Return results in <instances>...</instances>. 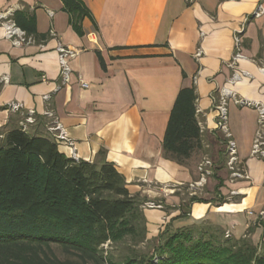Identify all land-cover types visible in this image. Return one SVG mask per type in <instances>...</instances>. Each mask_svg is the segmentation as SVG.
<instances>
[{"label":"crops","instance_id":"0c3cea01","mask_svg":"<svg viewBox=\"0 0 264 264\" xmlns=\"http://www.w3.org/2000/svg\"><path fill=\"white\" fill-rule=\"evenodd\" d=\"M78 1L89 14L81 22V35L61 0H0V13L12 9L20 20L32 18L35 23L34 44L24 47H13L0 26V131L18 127L19 115L6 108L19 103L37 115L31 134L51 138L49 120L43 116L51 109L77 160L112 163L132 196L142 203L158 201L159 208L142 211L151 238L167 225L175 231L206 226L229 232L231 242L248 236L264 241V226L258 223L264 219L255 220L264 208V161L250 155L257 113L228 102V128L250 178L231 183L213 101L232 74L228 63L239 33L246 59L238 62V69L251 78L231 89L239 98L264 104V76L258 71L264 66V16L251 17L264 0H194L189 5L185 0ZM58 44L78 53L69 63L72 73L66 86L60 79ZM198 47L203 56L195 61ZM81 82L88 87L82 88ZM191 87L204 131L200 150L179 165L164 156L162 143L179 91ZM46 95L48 102L43 100ZM58 150L72 158L66 147ZM208 151L215 197L192 204L179 217L176 188L198 178L197 165ZM217 197L222 202L215 203Z\"/></svg>","mask_w":264,"mask_h":264},{"label":"trees","instance_id":"16d2710c","mask_svg":"<svg viewBox=\"0 0 264 264\" xmlns=\"http://www.w3.org/2000/svg\"><path fill=\"white\" fill-rule=\"evenodd\" d=\"M61 1L81 35L88 11L78 0ZM14 19L27 34H35L32 18L20 20L15 13ZM195 103L194 87L181 89L166 127L164 156L179 165L201 148ZM0 135V264H264V255L245 239H225L218 246L203 234L195 237L197 229L175 231L168 225L147 241L156 244L151 256L114 263L103 246L137 236L138 219L146 223L142 201L129 193L124 176L104 159L97 164L67 157L51 138L19 127ZM99 155L104 157L102 151ZM204 202L189 198L179 217ZM52 247L75 260L59 261Z\"/></svg>","mask_w":264,"mask_h":264},{"label":"built area","instance_id":"2783aa9c","mask_svg":"<svg viewBox=\"0 0 264 264\" xmlns=\"http://www.w3.org/2000/svg\"><path fill=\"white\" fill-rule=\"evenodd\" d=\"M189 5L194 2V0H185ZM52 14V13H51ZM264 16V7L259 5L257 10L251 16L252 18H259ZM248 20V19H247ZM0 26L4 30V38L10 42L13 47H24L34 44V37L27 34L16 24L14 20V12L12 9H7L0 13ZM51 37H54L55 34L53 31L50 33ZM236 33L234 40V54L231 61L228 63V67L232 70V74L227 81V83L217 92V95L213 97L214 109L216 111V130H218L225 141V166L229 173V181H245L250 180L248 173L241 166V163L238 158L236 144L232 140L228 128V119H227V106L228 102L231 100L236 106L254 108L257 113V130L252 143L251 157L257 158L264 161V104L254 103L246 99L237 97L233 91L232 87L236 84L242 82L244 79L251 78L250 74L246 71L238 69V62L245 60L246 58L242 55L240 51V37ZM204 35L201 33L200 37ZM58 56V64L60 69V79L61 84L66 86L70 82L71 69L69 63L77 56V52L69 47L58 44L55 49ZM203 56V51L201 47H198L193 55L195 61H199ZM258 71L264 76V66H259ZM43 80L45 78L43 77ZM3 83H7V77L2 78ZM196 82V77L193 79ZM82 88H87V84L80 83ZM50 99L49 95L43 97V100L48 102ZM6 111L17 114L20 117L18 127L23 131L29 132L31 126H33L37 121V115L34 110H25L23 106L19 103H10L7 105ZM199 110L196 109V116L199 114ZM43 116L49 120L47 131L51 134V139L55 141L58 146H64L69 149L72 158H75L73 143L69 139L68 134L61 123L58 121L55 113L51 109H47ZM198 126L200 129V134L204 131L203 124L198 121ZM0 138L2 136L0 135ZM198 178L192 183L187 185V190L189 191L190 196H196L204 186L207 184L208 180L214 175V163L211 158L208 156H203L198 165H197ZM147 209L159 208L158 205L146 204ZM252 215V213H250ZM257 219H264V208L257 214ZM224 238L229 239L230 233L225 232Z\"/></svg>","mask_w":264,"mask_h":264},{"label":"rangeland","instance_id":"374dc122","mask_svg":"<svg viewBox=\"0 0 264 264\" xmlns=\"http://www.w3.org/2000/svg\"><path fill=\"white\" fill-rule=\"evenodd\" d=\"M228 108V106H227ZM30 132V129H29ZM0 134H2V131H0ZM210 151L206 154L209 158H211ZM214 176V175H213ZM217 185V182L213 180V177L210 178L207 182V184L204 186V188L197 193L195 197L202 201H208L210 200V196L215 197L214 187ZM177 189V195L179 196V199L181 201L180 206L182 203L187 201L189 198L194 197L189 195V191L187 190L186 186H181L176 188ZM222 201V199H221ZM220 202L219 198L217 197L215 203ZM146 204H153L157 205L158 201L155 200H148L145 203H142L140 206L141 211H143L146 208ZM257 216V215H256ZM257 217L255 218V220ZM136 226H138V235L135 237H126L123 241L118 243H107L103 246L104 251L107 253L108 258L114 262V263H122L128 258H137L139 256H151L154 253V244L153 242H147L150 239V233L147 229L146 223L142 219H138L135 223ZM142 229L145 230L144 238L145 240L142 241V237L140 236L142 234ZM200 234H203L204 237L209 238L211 242L215 245H222L225 238L224 234L219 233L218 231L208 228L206 226H199L197 228L196 232L194 233L195 237L200 236ZM251 236H248L245 238L248 244H251L255 247H257L258 254L264 255V241L261 240H252ZM230 245V244H229ZM231 246V245H230ZM54 254L58 258L59 261L65 262L67 260H75L73 256H70L67 253H64L57 247H52Z\"/></svg>","mask_w":264,"mask_h":264}]
</instances>
